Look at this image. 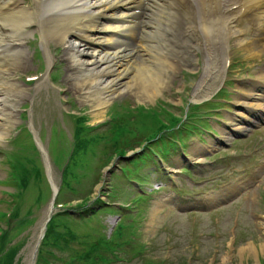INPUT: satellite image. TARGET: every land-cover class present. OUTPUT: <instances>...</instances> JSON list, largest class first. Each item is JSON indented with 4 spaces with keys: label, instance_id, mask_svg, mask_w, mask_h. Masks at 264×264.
Instances as JSON below:
<instances>
[{
    "label": "rangeland",
    "instance_id": "obj_1",
    "mask_svg": "<svg viewBox=\"0 0 264 264\" xmlns=\"http://www.w3.org/2000/svg\"><path fill=\"white\" fill-rule=\"evenodd\" d=\"M32 1L24 0L22 5L31 7ZM194 8L195 5L190 6L185 20L196 21ZM237 24L248 28L246 20L242 19ZM167 29V24L161 25L160 32L164 31L162 38H169ZM26 32L21 42V48L24 50L20 63L22 67L13 73L12 78L19 85L26 87L27 93L25 97L16 100L14 112L9 114L13 123L7 125V135L0 139V217L4 218L9 214V219L13 215L19 219L10 220V227L0 220V229L8 228L6 237L0 239V257L4 258L9 251L17 249L14 264H31L33 261L34 248L50 213L51 184L57 187L60 183V171L54 166V162L61 164L75 142L77 124L67 116L69 111L72 110L75 114L83 113L87 117L84 122L88 123L87 125H95L108 120L112 103L125 101L130 105L128 108L132 109L131 116L137 115V119L141 122L145 120L146 125L141 128L135 121H131L129 127H135L129 134L127 133L130 130L120 131V144L137 146L138 141L148 137L151 129H157L162 122L164 125L159 131L163 132L164 137L158 142L160 145L151 144L147 151L138 157L129 152L127 158H122L115 154L114 146H104V141L108 140L113 132L111 128H102L98 149L92 147L85 154L78 156L77 165L72 164L71 174H67L65 183L67 181L68 187L64 186L61 190L59 201H63L69 211L62 219L55 221L59 224L55 230L61 238L57 246L51 240L45 244L42 263L39 264H69V257L88 252L90 243L99 237H108L116 221L122 218L123 222H131L132 216L137 217L134 219L139 242L146 246L144 256L140 259L138 255L131 254V259L129 257L128 260L127 256L120 253L119 259L111 261V264H140L149 260L163 264H264V124L252 127L248 132H236L235 136L242 137L241 139L234 137L235 140L230 142L226 140L228 128L234 123L235 115L249 116L239 108L241 104L235 91L238 87H243L244 83L254 85V88L257 85L264 86V79H261V76H264V53L259 57H250L248 52L237 47L231 39L229 49L232 67L225 75L223 48L216 45L220 50L217 49L214 53L210 50L215 66L213 65L212 74L207 76L205 65L210 52H204L201 47L199 50L180 49L181 60H174L172 52L161 44L157 53L164 58L165 63L159 62L160 65L157 66L161 71L163 68L165 70L162 72L164 83L160 90L146 100L140 99L134 90L117 94L105 105L103 115L96 118L93 104L81 99L78 89L70 83L71 69L66 55L67 48L58 44V41L56 43V37L52 35L49 38L44 37L47 39L44 40L36 24L27 27ZM244 39L247 42L254 40L249 31ZM189 41H198L199 45H202L200 38ZM205 49L208 50L207 47ZM38 52L40 57L36 56ZM174 62L176 64L172 67L173 73L170 75L167 65ZM49 73L56 77L51 79ZM26 76L39 78L26 83L23 79L27 78ZM219 88L226 91L214 97ZM222 98L232 103L218 101ZM11 100V104L15 102L12 96ZM209 100L215 105L204 106ZM165 102L171 107L163 104ZM196 104L199 108L193 107ZM140 105L146 108L156 106V111L143 114L137 109ZM190 106L192 107L188 110ZM220 108H225L231 113L221 112L224 117L222 116L220 121L210 120L217 116L215 117V112L208 110ZM171 114L181 119V125L172 130L169 129ZM210 122L217 130L216 138L209 131L202 132L215 130ZM215 122L218 125H214ZM20 127L31 132L37 148L32 149L26 134L12 145L10 140L19 132ZM199 136L203 138L201 140L205 139L210 148L202 149L199 146ZM184 143L188 147L186 158L175 153L176 149L183 151ZM197 146L200 147L199 150ZM158 151L162 156L172 151L175 153L169 158H162L163 164L155 157V162L157 160L163 167L161 171L155 162L144 163L151 160L152 155ZM4 153L19 160L27 168L26 174L19 173L15 163L8 161ZM110 155L113 159L106 163L105 158ZM129 159L131 160L128 161ZM175 164L179 166L176 169L179 173L172 172ZM118 165L122 168L121 173ZM183 165L197 167L199 170L198 180L192 181L187 188L177 187L188 181V177L183 176L184 173L180 174ZM103 166L107 167L101 171ZM93 167L95 170L92 171ZM32 169L38 170L37 173ZM16 173L20 181L24 177L26 181L22 188H18L17 193L11 196L10 193L14 192V189L7 187V182L11 181L12 186H16ZM169 174L170 177L164 179ZM112 175L114 177L111 181ZM142 176L148 177V184L156 183V180L161 181L155 193L151 192L149 185L140 187L141 193L148 196L147 200L138 193L132 183H126L128 179L134 181ZM237 176H241L243 180L249 178L252 182L250 187L236 181ZM109 181L115 187L112 192L107 190ZM94 182L98 184L92 190ZM232 182L240 185L233 194L226 197L241 195L242 198L236 203L226 205L227 201L222 200L211 206L199 203L198 199L210 191H215L211 195L220 197ZM191 187L195 190L193 193ZM244 187L245 190L242 189ZM182 189L184 193L181 192ZM3 191H6L5 194ZM107 191L113 195L109 199L103 195ZM87 193L91 197L90 202L99 197L106 203L108 200L117 204L120 199L127 208H98L100 211L90 219L81 214L82 209L70 210L76 203L85 201L82 197ZM57 211V208L53 209V213ZM82 234L87 238L75 237ZM102 255L109 257L108 253ZM75 262L73 264H86L90 261Z\"/></svg>",
    "mask_w": 264,
    "mask_h": 264
},
{
    "label": "bare ground",
    "instance_id": "obj_2",
    "mask_svg": "<svg viewBox=\"0 0 264 264\" xmlns=\"http://www.w3.org/2000/svg\"><path fill=\"white\" fill-rule=\"evenodd\" d=\"M32 2V6L27 7L22 5L23 0H0V32L9 34L14 30L15 34L24 35L28 25L36 23L44 40L52 35L55 41L59 39L68 44L70 83L78 89L81 99L93 104L96 118L103 115L105 105L117 94L134 90L140 99L146 100L160 90L165 70L157 66L165 63L157 53L161 44L172 52L174 60L180 59V49L199 50L201 47L206 53L210 50L214 53L220 50L214 45L219 43L218 46L224 45L227 49L231 39L250 57L264 53V0ZM192 5H195V22L185 20ZM242 19L248 21L247 29L237 24ZM163 24L168 28L169 38L166 39L162 38L164 31L160 32ZM247 31L254 40L244 39ZM193 38H200L202 45L189 41ZM19 44L20 41L6 43L0 37V139L7 135V125L13 123L9 114L14 112L16 100L27 93L26 87L11 79L22 67L20 56L24 51ZM213 59L210 52L206 62L208 69L213 70ZM175 64L167 65L170 75ZM253 90L250 86L238 88V100H245L241 105L249 112L257 108L264 110V91L257 94ZM11 96L15 101L12 104ZM235 119L234 130L237 131H247L258 123L252 116L242 114Z\"/></svg>",
    "mask_w": 264,
    "mask_h": 264
},
{
    "label": "trees",
    "instance_id": "obj_3",
    "mask_svg": "<svg viewBox=\"0 0 264 264\" xmlns=\"http://www.w3.org/2000/svg\"><path fill=\"white\" fill-rule=\"evenodd\" d=\"M114 113L117 116V118L110 122L111 125L109 128H111V131L113 132V134H111V136H115V139H114V141L111 142L109 147L114 146L113 151L116 152L119 149L121 150V147H122V145L120 144V140H121L120 131L124 130V127H123V124L121 123L120 116H119L122 114V112L120 111L118 106H114ZM75 121L77 124V131L75 133V142H74L73 153L71 155V162L69 163L68 167L65 170L66 175L71 174L70 169H71L72 164L74 166L77 165V163H78L77 158L79 159V157L81 156L82 153L85 154L87 151H89L90 147L93 146L95 148L97 146V144L99 143L98 142L99 139L95 140L94 137H90V136L88 137L87 136V133L89 131H91V129L90 128L88 129L85 125L83 126L84 118L83 119L82 118H80V119L75 118ZM144 122H145V120L141 122V124L143 126L146 125V123H144ZM109 140H110V138L108 139V141ZM28 160H30V159H28ZM66 214H67V212H64L63 214L57 216L56 220H60V218L62 219V217L65 216ZM55 221L50 226V229H49V232L46 236V240H45L44 245L51 240L52 235L54 234L53 233V227L54 228L56 226L58 227V222H55ZM59 223H61V222H59ZM7 232L5 233V235H7ZM4 237H6V236H4ZM101 250H102V247H101L100 243L92 245V247L89 248L88 252L83 253V254H79L80 255L79 261L80 262H81V260L88 261V260H90L92 254H97ZM12 255L13 254H11V251H9L8 254L4 258L0 257V264H11L10 261L12 259ZM93 264H102V263H101V260L99 259V260L94 261Z\"/></svg>",
    "mask_w": 264,
    "mask_h": 264
}]
</instances>
